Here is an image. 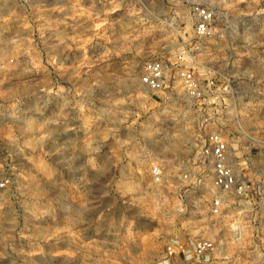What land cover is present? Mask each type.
Here are the masks:
<instances>
[{
	"label": "rangeland",
	"instance_id": "1",
	"mask_svg": "<svg viewBox=\"0 0 264 264\" xmlns=\"http://www.w3.org/2000/svg\"><path fill=\"white\" fill-rule=\"evenodd\" d=\"M103 2L31 0L29 37L0 36L16 57L0 69V165L13 177L0 190V264H264V159H252L255 192L227 194L219 215L210 177L198 185L180 175L193 177V163L157 159L194 148L168 144L139 79L163 53L122 45V18ZM223 7L235 27L264 31V0ZM216 57H202L213 73ZM156 163L169 175L161 183ZM202 237L215 241L209 255L167 256Z\"/></svg>",
	"mask_w": 264,
	"mask_h": 264
},
{
	"label": "built area",
	"instance_id": "2",
	"mask_svg": "<svg viewBox=\"0 0 264 264\" xmlns=\"http://www.w3.org/2000/svg\"><path fill=\"white\" fill-rule=\"evenodd\" d=\"M103 3L113 5L122 18V45L127 37L136 49L163 53L143 63L139 79L163 115L157 121L165 123L168 144L194 148L158 153L157 159L193 163V177L190 169H179L180 175L198 185L210 177L216 189L211 202L215 215L221 213L227 194L250 197L255 192L254 178L248 175L252 159H264V125H253L254 116L264 120V72L248 67L264 65V31L235 27L236 16L223 7L227 0ZM87 14H93L91 5ZM30 19L31 0H0V36L6 42L29 37ZM209 49L217 51L214 73L202 60ZM15 62V56L5 57L0 51V69ZM171 130L174 134H169ZM151 174L157 183L169 176L161 163L151 167ZM12 178L0 165V190L11 188ZM214 247V239L202 237L191 247L170 244L166 252L168 257L180 252L204 257Z\"/></svg>",
	"mask_w": 264,
	"mask_h": 264
}]
</instances>
